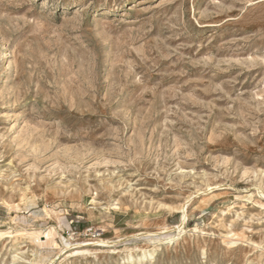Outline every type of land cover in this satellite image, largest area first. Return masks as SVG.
<instances>
[{
    "label": "rangeland",
    "instance_id": "rangeland-1",
    "mask_svg": "<svg viewBox=\"0 0 264 264\" xmlns=\"http://www.w3.org/2000/svg\"><path fill=\"white\" fill-rule=\"evenodd\" d=\"M143 253L264 264V0H0V264Z\"/></svg>",
    "mask_w": 264,
    "mask_h": 264
},
{
    "label": "bare ground",
    "instance_id": "bare-ground-1",
    "mask_svg": "<svg viewBox=\"0 0 264 264\" xmlns=\"http://www.w3.org/2000/svg\"><path fill=\"white\" fill-rule=\"evenodd\" d=\"M186 204V203H185ZM181 214H182V216H181V224H180V226H178L176 229L177 230H179L180 228H181V226L183 225V223L186 221V211H185V206H182V208H181ZM163 233V232H162ZM22 234V233H21ZM182 234V233H181ZM26 235V234H25ZM45 236V238H47L49 235L48 234H44ZM23 236V235H22ZM30 236V235H29ZM31 236H32V234H31ZM44 237H36V241H39V239H44ZM134 238H136V237H134ZM34 239V238H33ZM166 242V241H165ZM171 242V241H170ZM89 245H91V244H89ZM100 246H102V247H108V246H111V245H113V243H111V242H108V241H102V242H100V244H99ZM97 246H98V244H97ZM79 247H83V245H75V246H73L72 248H70V249H68L67 251H72V252H70L69 253V255H67V257H77V256H81V255H84V254H86V253H88V251L87 250H82V249H80ZM111 252V251H110ZM148 258V255L147 254H145V253H143L139 258H137V259H133V258H129V260H128V263L129 264H133L134 262H138V263H141L142 261H144V260H146ZM56 259V258H55ZM50 264H52V262L50 263Z\"/></svg>",
    "mask_w": 264,
    "mask_h": 264
}]
</instances>
